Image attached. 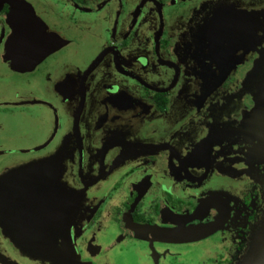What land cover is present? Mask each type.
<instances>
[{
  "label": "flooded vegetation",
  "instance_id": "1",
  "mask_svg": "<svg viewBox=\"0 0 264 264\" xmlns=\"http://www.w3.org/2000/svg\"><path fill=\"white\" fill-rule=\"evenodd\" d=\"M218 4L0 0V264L245 259L264 224V79L225 101L250 92L264 32L208 18Z\"/></svg>",
  "mask_w": 264,
  "mask_h": 264
},
{
  "label": "rangeland",
  "instance_id": "2",
  "mask_svg": "<svg viewBox=\"0 0 264 264\" xmlns=\"http://www.w3.org/2000/svg\"><path fill=\"white\" fill-rule=\"evenodd\" d=\"M211 15L219 16L218 18H221L222 16H228V17L241 16L243 17V19H241L242 23H247V20L250 21V29L253 30L255 35L258 34L259 30L257 27V22L260 21L259 27L262 29L260 32H264V0H259V1L258 0H246V1L245 0H232L231 3H229L227 0H222V1L219 0V4L216 6V9L210 12V15L208 18H210ZM248 15L250 16V19L245 20V17ZM215 16H211V18ZM232 19H230L228 23L232 22L233 21ZM241 21L239 20V22ZM222 27L223 25L221 24L220 26H218V30L213 33L214 40H215V46L213 47L214 55L217 54L219 50V45L221 44V42H223V39H224L223 34H225V31L223 30ZM257 56H258L256 60L257 62H255L252 65L253 69H251L250 67L245 69L246 76L243 79V82L249 85L250 92L245 91V90L238 91L231 99L225 102L233 103V104H242V103H247L248 101H250L249 98H252L251 96L252 90H254L261 83L262 79H264V76H261L260 74H256V73L252 74L253 70L256 67L262 70L259 73L264 72V47L262 51L257 54ZM247 73L250 74L249 80L247 79ZM258 233H260V231ZM132 262H133V258L127 256V257H124V259L121 262L119 260L117 264H121V263L130 264Z\"/></svg>",
  "mask_w": 264,
  "mask_h": 264
},
{
  "label": "water",
  "instance_id": "3",
  "mask_svg": "<svg viewBox=\"0 0 264 264\" xmlns=\"http://www.w3.org/2000/svg\"><path fill=\"white\" fill-rule=\"evenodd\" d=\"M250 32L252 33L253 30L250 29ZM251 41L252 38H250V46L253 45V41ZM53 49V47H46L45 49L43 48L37 57H44L45 55L52 52ZM256 237L250 247V252L246 255L245 259L240 264H264V224L260 230V233H258ZM258 239L260 240V242Z\"/></svg>",
  "mask_w": 264,
  "mask_h": 264
}]
</instances>
